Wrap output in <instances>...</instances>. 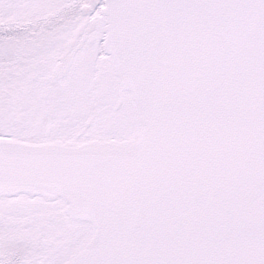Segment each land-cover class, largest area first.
Returning <instances> with one entry per match:
<instances>
[{
    "label": "snow or ice",
    "instance_id": "6c2138e0",
    "mask_svg": "<svg viewBox=\"0 0 264 264\" xmlns=\"http://www.w3.org/2000/svg\"><path fill=\"white\" fill-rule=\"evenodd\" d=\"M0 264H264V0H0Z\"/></svg>",
    "mask_w": 264,
    "mask_h": 264
}]
</instances>
